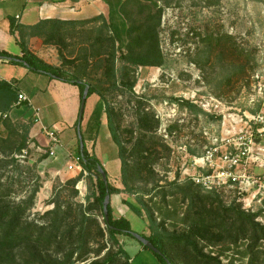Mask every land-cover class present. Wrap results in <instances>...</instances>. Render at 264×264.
Here are the masks:
<instances>
[{"label": "trees", "instance_id": "1", "mask_svg": "<svg viewBox=\"0 0 264 264\" xmlns=\"http://www.w3.org/2000/svg\"><path fill=\"white\" fill-rule=\"evenodd\" d=\"M161 1L122 0L118 20L114 22L110 19L109 23L102 16L82 21L45 19L30 26L17 25L14 19L11 20V33L16 37L21 55L0 50V60L76 85L80 104L86 85L90 86L87 100L93 94L100 97L104 103L105 124L121 162L123 188L114 186L109 179L106 187L99 168L102 167L106 174L107 171L96 154L88 151L83 133V151L80 150L78 137L76 152L81 156V165L88 172L86 177L91 192L85 197L87 204L73 201V197L79 194L76 186L83 179V175L78 174L66 182L67 186L72 187L70 198L65 200L59 193L51 199L53 208L45 212V221L38 223L36 220H29L27 214L42 185L36 184L26 199L15 202L10 200V188L0 180V264H19V257L22 258L20 264H75L77 259L100 254L107 246L106 235L111 247L101 259L93 260L90 264H132L135 260L118 238L134 237L131 222L123 216L115 218L111 202L108 205L107 219L103 213L106 195L121 192L135 196L134 200L123 201L133 212L140 217L146 214L151 233L141 235L159 248L162 254L153 252L140 242L141 247L142 250L151 251L159 264H168L166 259L172 264H235L234 257H229L227 263H224L220 254L206 252L205 247L225 246L224 250H229L230 246L238 248L240 244L244 245L243 255L246 257L243 264H264V223L256 220L263 214L264 206L255 212L245 210L242 203L236 201L225 203L218 192L205 190L191 179L179 181L175 178L174 181L161 185L153 164L159 159L162 150L169 151V147L155 134L159 119L153 112L145 110L142 104L137 113L139 134L135 136L134 130H127L130 132L132 145L128 148L124 144L109 97L115 96L116 91L122 88L133 91L136 84V79L131 74L133 66L160 67L164 64L159 43V27L164 9L157 4ZM99 21H102L101 25L96 29L92 41L80 49L78 57L68 58L62 54L60 66L46 62L29 48L28 41L32 36L43 38L45 43L60 39L62 41L70 31L68 27H83ZM124 34L126 42L123 45L119 38ZM208 39L219 40L217 43L220 46L228 45L233 38L225 35L223 38L211 36ZM118 60L121 61L120 67L117 66ZM100 67L102 76L97 78L94 73ZM13 83L14 81L0 79L1 113L9 114L14 108L28 103L23 101L16 106L19 91ZM169 100L191 111L209 115L189 100L178 97H170ZM210 116L221 118L213 114ZM78 121L79 119L75 123L76 129ZM0 123L5 128V134H0V154L3 156H0V166L6 163L18 166L19 159L15 155L22 154L28 147L30 131L35 124L34 114H30L29 122L25 124L16 125L11 116L0 118ZM101 124L102 121H99L97 133ZM190 151L196 154L193 149ZM48 156L45 153L42 158ZM8 157L10 158L7 159ZM140 182H144V186L139 187ZM149 194L152 195L146 200L145 196ZM157 197H160L159 201L154 202ZM171 203L176 209L168 207ZM180 205L184 206L182 214L177 209ZM96 213L101 215L104 227ZM170 219H174L183 228L169 231L166 223ZM94 244L97 246L94 247ZM53 248L64 251L62 258L50 252Z\"/></svg>", "mask_w": 264, "mask_h": 264}, {"label": "rangeland", "instance_id": "2", "mask_svg": "<svg viewBox=\"0 0 264 264\" xmlns=\"http://www.w3.org/2000/svg\"><path fill=\"white\" fill-rule=\"evenodd\" d=\"M157 4L164 9L159 27V43L164 64L160 67L133 66L131 74L136 79L133 91L122 88L116 91L115 96L109 97L124 144L128 148L132 145L130 132L127 130H134L135 136L139 134L137 113L142 104L145 110L153 112L159 119L155 134L169 147V151L162 150L159 159L153 164L160 179L159 183L164 185L174 181V178L185 180L186 178H182L188 167L191 168L190 173L200 171L191 166V156L201 157L214 143L215 138L220 140L222 137H232L240 129L251 125L249 128L254 131L256 144L247 162L237 169L241 177L232 180L229 186L219 189L218 193L225 203L236 201L244 206L250 201V209L256 212L264 206V197L259 200L261 195L252 199L258 184L264 183V0H162ZM100 25L96 22L83 27H68L70 31L62 41L60 39L45 43L43 40V43L54 45L61 59L62 54H73L77 49L80 51L88 45ZM225 35L233 38L228 45L218 46L219 40L208 41V37L218 39ZM119 40L124 45L125 34ZM119 54L118 50L117 55ZM117 66H121L120 60L117 61ZM94 74L97 78L101 77L102 68ZM27 91L32 92L31 88ZM170 97L189 100L209 115L184 108L170 101ZM91 105L95 107L94 104ZM26 108H30L28 103L16 109L20 111ZM79 110L80 106L78 113ZM211 114L221 118H212ZM102 116L106 123L105 111ZM29 117L30 114L24 115L15 111L12 120L14 119L16 125L25 124L29 122ZM250 119L252 122H249ZM105 129L108 130L107 127ZM81 132H84L82 123ZM0 134H5L2 123ZM185 146L189 155L183 150ZM190 149L196 151V154L191 153ZM76 150L77 147L70 149L74 152ZM43 154L45 151L39 150L37 143H33L31 139L22 154L15 155L19 159L18 166L12 163L0 166V180L10 188L11 201L26 199L36 184L42 185L27 214L29 220H36L38 223L44 222L45 212L53 208L51 199L59 193L65 200L70 198L72 187L67 186L66 182L78 175L77 172L67 170L66 158L60 162H55L52 158L51 162L44 164L49 156L42 158ZM248 179L251 183L254 181L251 187L255 185L250 191L244 190L248 186ZM143 183L140 182L138 186H144ZM76 189L79 194L73 197V201L87 204L85 197L91 192L87 177L77 184ZM150 195L152 194L146 195L145 199L148 200ZM123 197L122 202L125 199H135V196L127 193ZM159 198H155L154 202H158ZM112 199L118 201L117 195H113ZM243 199L249 200L244 202ZM168 207L174 209L176 206L171 203ZM183 207L180 205L177 208L181 214ZM114 210L116 216L119 215V211L116 208ZM133 214L136 217H131L130 220L133 230L149 235L151 231L146 214L140 217L142 220L134 212ZM96 215L102 223L101 215ZM143 220L145 225H142ZM256 220L264 223V212ZM166 228L173 231L181 230L183 226L170 219ZM118 238L135 260L132 264H159L151 251L142 250L138 239L131 236ZM105 241L107 246L100 254H91L85 259H101L111 247L107 235ZM224 247H205V251L220 254L224 263H227L229 257H234L235 264L246 261L243 255L244 245L240 244L238 248L230 246L229 250H224ZM65 249L68 250L67 247ZM50 252L58 258H62L64 254V251L56 248ZM18 263H22L21 257Z\"/></svg>", "mask_w": 264, "mask_h": 264}, {"label": "crops", "instance_id": "3", "mask_svg": "<svg viewBox=\"0 0 264 264\" xmlns=\"http://www.w3.org/2000/svg\"><path fill=\"white\" fill-rule=\"evenodd\" d=\"M121 3L122 0H0V50L21 55V48L15 35L11 33L12 19L17 25L26 26L35 25L45 19L82 21L99 16H102L107 23L110 22V19L116 22L119 18L118 9ZM101 22L97 23L100 24ZM28 43L29 48L46 62L55 66L62 64V58L60 59L59 51L54 45L44 44L43 39L39 36L30 37ZM78 53L77 49L73 54L64 53V55L68 58H74L79 56ZM0 79L14 81L13 84L19 93H24L27 96L31 108L20 109V111L14 108L10 112L11 118H13L15 111L28 115L34 113L35 107L41 109V122L34 124L30 131L33 143H37V146L47 144V139L42 132V127L47 126L59 130V137L63 145V150H57L58 158L54 159L55 162H60L65 158L66 149L77 147L78 136L75 123L79 116L80 98L79 89L76 85L51 79L42 73L29 71L24 66L10 64L2 60H0ZM28 88H31L32 92L28 93ZM91 103L95 107H92ZM103 110L104 103L97 94H93L87 100L82 121L86 147L90 153L96 154L102 162L107 171L109 182L116 187L123 188L121 162L117 158V149L111 135L105 129L107 126L102 118ZM99 121H102V124L99 133H97ZM65 133H67L66 136ZM52 160L48 157L43 163ZM115 194L118 201L112 199ZM115 194L111 196L114 217L123 216L129 221L131 217L136 218L133 211L122 202L124 193ZM114 208L119 211V215L116 216ZM138 217L140 218V216ZM142 225H145L144 220ZM142 225L141 228H143Z\"/></svg>", "mask_w": 264, "mask_h": 264}, {"label": "built area", "instance_id": "4", "mask_svg": "<svg viewBox=\"0 0 264 264\" xmlns=\"http://www.w3.org/2000/svg\"><path fill=\"white\" fill-rule=\"evenodd\" d=\"M28 98L24 93H19L18 102L19 105L23 101H27ZM41 109L38 107L34 108V123L38 124L41 122L40 117ZM10 116V113H1L0 118H6ZM249 122H252L251 119ZM248 124V122H247ZM240 129L238 133L234 134L232 137H222L220 140L218 138L214 139V143L206 150V152L201 156H191V166L194 169H200V171L195 173H190V167L186 168L184 171L185 176L182 179H191L196 185H199L205 190L219 192V189L229 186L232 180H237L241 176L238 175L237 169L243 166L247 162L253 146L256 144L254 139V131L249 128ZM42 132L44 133L47 144L38 145L39 150H44L48 153L50 158H58V149L63 150V145L59 137V130L55 127H42ZM186 155H189L186 146L183 148ZM262 150V149H260ZM264 150V149H263ZM24 151V150H23ZM21 154V153H19ZM65 158L67 159V170L74 171L78 174H82L83 178L87 176V170L81 165V156L70 149L65 150ZM175 179V178H174ZM82 181V180H81ZM80 183V182H79ZM243 183V181H240ZM248 186L244 187V190L250 191L252 183L247 180ZM243 188V187H242ZM261 195L259 200L264 197V183L261 182L257 186V191L253 194L252 199ZM251 199V201H252ZM244 202L249 199H243ZM250 201L244 204L243 208L247 211H253L250 209ZM93 258L88 259H77L75 264H90Z\"/></svg>", "mask_w": 264, "mask_h": 264}, {"label": "water", "instance_id": "5", "mask_svg": "<svg viewBox=\"0 0 264 264\" xmlns=\"http://www.w3.org/2000/svg\"><path fill=\"white\" fill-rule=\"evenodd\" d=\"M90 90V86L86 85L85 90L83 92L82 95V99H81V104H80V110H79V121H78V126H77V131H78V137L80 140V150L81 152L83 151L84 148V141H83V136H82V132H81V121H82V117L84 115V109L86 106V100L88 97V93ZM103 179L105 181L106 187H108V178H107V174L106 172L102 169V167L99 168ZM111 202V196L108 194L105 197V200L103 202V213L106 217V219L108 218V205ZM132 235L138 239L143 245H146L149 249H151L153 252L157 253V254H162L161 250L159 248H157L150 240H148L146 237H144L143 235H141V233L138 232H132ZM168 264H172L169 259H166Z\"/></svg>", "mask_w": 264, "mask_h": 264}]
</instances>
